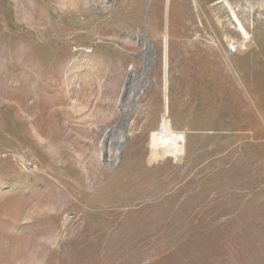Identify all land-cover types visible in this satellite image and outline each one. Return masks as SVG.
Segmentation results:
<instances>
[{
	"label": "rangeland",
	"instance_id": "obj_1",
	"mask_svg": "<svg viewBox=\"0 0 264 264\" xmlns=\"http://www.w3.org/2000/svg\"><path fill=\"white\" fill-rule=\"evenodd\" d=\"M0 264H264V0H0Z\"/></svg>",
	"mask_w": 264,
	"mask_h": 264
},
{
	"label": "bare ground",
	"instance_id": "obj_2",
	"mask_svg": "<svg viewBox=\"0 0 264 264\" xmlns=\"http://www.w3.org/2000/svg\"><path fill=\"white\" fill-rule=\"evenodd\" d=\"M166 46L168 47V42L166 43ZM235 51L236 50H234L233 52H235ZM152 64H153L152 51L149 48L148 52H147V55H146V61H145L146 68L142 72V76L138 79V83L140 85V92L141 93H143L145 88L148 86V74H149V71L151 69ZM135 82H136V80H135L134 75L132 73L129 74L128 80H127L128 85H127V87H126V89L124 91V97L125 98H127L128 93H131L132 87L135 84ZM113 133H114V131H112L111 133L105 135L104 139H103L101 156L104 157L105 160H110L112 158V153H111V150L109 149V146L112 144L111 137L114 135ZM124 140H125V136H124V134L122 132V133L119 134V139L114 142V145L117 147L118 150H119V147L121 145H123Z\"/></svg>",
	"mask_w": 264,
	"mask_h": 264
},
{
	"label": "water",
	"instance_id": "obj_3",
	"mask_svg": "<svg viewBox=\"0 0 264 264\" xmlns=\"http://www.w3.org/2000/svg\"><path fill=\"white\" fill-rule=\"evenodd\" d=\"M127 117H128V115H125V116H124L125 119H126ZM109 132H110V131H108V133H109Z\"/></svg>",
	"mask_w": 264,
	"mask_h": 264
}]
</instances>
